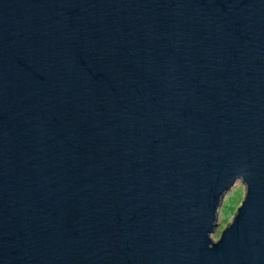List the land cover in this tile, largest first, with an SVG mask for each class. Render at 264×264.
<instances>
[{
	"label": "water",
	"instance_id": "obj_1",
	"mask_svg": "<svg viewBox=\"0 0 264 264\" xmlns=\"http://www.w3.org/2000/svg\"><path fill=\"white\" fill-rule=\"evenodd\" d=\"M0 264H264V0H0Z\"/></svg>",
	"mask_w": 264,
	"mask_h": 264
},
{
	"label": "rangeland",
	"instance_id": "obj_2",
	"mask_svg": "<svg viewBox=\"0 0 264 264\" xmlns=\"http://www.w3.org/2000/svg\"><path fill=\"white\" fill-rule=\"evenodd\" d=\"M244 196L245 186L240 180H237L226 192L218 208L217 228L212 235L215 240L220 236L226 225L233 220L237 207L241 204Z\"/></svg>",
	"mask_w": 264,
	"mask_h": 264
}]
</instances>
